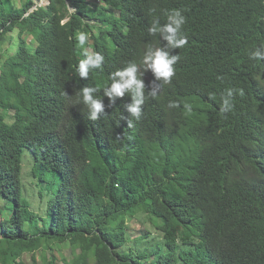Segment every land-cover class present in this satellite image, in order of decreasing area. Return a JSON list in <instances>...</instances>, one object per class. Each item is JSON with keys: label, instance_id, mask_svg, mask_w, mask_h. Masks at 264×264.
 <instances>
[{"label": "trees", "instance_id": "obj_1", "mask_svg": "<svg viewBox=\"0 0 264 264\" xmlns=\"http://www.w3.org/2000/svg\"><path fill=\"white\" fill-rule=\"evenodd\" d=\"M34 3L0 0V264H38L23 254L62 245L63 264H264V61L249 58L264 46V0ZM172 10L188 43L172 50L175 76L155 98L144 73L128 127L130 97L109 107L103 88L161 46L148 29ZM81 31L105 57L87 80ZM85 86L105 104L97 121L78 102ZM228 88L244 95L221 113ZM133 219L156 234L132 236Z\"/></svg>", "mask_w": 264, "mask_h": 264}, {"label": "clouds", "instance_id": "obj_2", "mask_svg": "<svg viewBox=\"0 0 264 264\" xmlns=\"http://www.w3.org/2000/svg\"><path fill=\"white\" fill-rule=\"evenodd\" d=\"M186 23V18L180 10H172L167 15V23L161 25L159 20H154L148 29L150 35H159L161 46L149 47L141 61L128 62L122 69H117L110 74V85L103 88V96L108 98L111 107L115 105L118 98H123L127 94L130 97V102L125 104L124 111L128 115H122L121 120L125 121L128 127H132V119L139 120L142 115V105L145 103V83L143 80L144 73L151 71L154 76V81L151 86V90L148 94L155 98L159 91L160 86L169 84L172 78L175 76L174 65L179 60V54L173 55L172 50L183 48L188 39L182 32L183 25ZM79 47L82 49L83 59L78 61L76 71L80 78L87 80L89 73L92 71H103V65L105 57L99 52H91L85 48V44L89 39L87 32H79L76 35ZM264 46L252 51L249 55L250 59L257 61H264ZM187 56V55H186ZM185 58L187 60V58ZM190 64V62L187 60ZM188 67L182 66V70ZM156 81H160L159 85H156ZM98 91L95 87L85 86L79 89L77 96L78 102H82L87 108L88 118L92 121H97L105 113V104L103 100L95 97V93ZM234 94L240 96L244 95L243 89L228 88L225 90V95L222 97V105L220 107L221 113H227L234 107L232 98ZM178 103L175 101L169 102L168 107H178ZM52 124L51 131L58 134V124L55 122H48ZM34 132L29 128L27 136ZM26 136V137H27ZM58 146V141L55 143Z\"/></svg>", "mask_w": 264, "mask_h": 264}, {"label": "rangeland", "instance_id": "obj_3", "mask_svg": "<svg viewBox=\"0 0 264 264\" xmlns=\"http://www.w3.org/2000/svg\"><path fill=\"white\" fill-rule=\"evenodd\" d=\"M34 5H44L47 3V0H34ZM29 39V38H27ZM90 50V49H89ZM11 111L13 112V109H11ZM30 166V165H29ZM28 186V189H27V192H30V193H33L35 192L36 193V189H32V186L29 184H27ZM128 224L130 226V230H131V233H132V236H135L138 234V232L141 230V229H146V227L149 228V231H151L152 234H156V230L155 228L148 223V225L145 224H142L141 222H138V220H130L128 221ZM151 225V226H150ZM34 253V255H36V258H37V262L38 264H40L42 261H45L47 259H49L51 256L54 257L55 259V262H57V264H63L62 263V257L65 256V257H69L70 256V248L65 246V245H62V248H56L55 250L53 251H50V250H36L35 252H25L23 254V260L26 261V262H30L31 261V254ZM42 255L45 257L43 258Z\"/></svg>", "mask_w": 264, "mask_h": 264}]
</instances>
